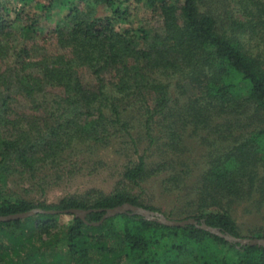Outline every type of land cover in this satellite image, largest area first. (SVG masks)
<instances>
[{
	"label": "trees",
	"instance_id": "16d2710c",
	"mask_svg": "<svg viewBox=\"0 0 264 264\" xmlns=\"http://www.w3.org/2000/svg\"><path fill=\"white\" fill-rule=\"evenodd\" d=\"M136 1L0 0V215L42 210L0 221V264H264V246L194 224L131 211L103 220L125 203L163 213L146 199L149 186L163 172L166 187L184 182L183 159L151 160L162 117L174 150L189 128L222 139L255 127L186 182L184 219L243 238L226 206L254 187L264 165V0H145L159 29L135 25ZM170 78L183 88L174 101ZM109 152L121 162L110 192L89 186L46 197L110 170ZM71 208L90 211L82 218ZM224 244L239 257L218 256Z\"/></svg>",
	"mask_w": 264,
	"mask_h": 264
},
{
	"label": "rangeland",
	"instance_id": "374dc122",
	"mask_svg": "<svg viewBox=\"0 0 264 264\" xmlns=\"http://www.w3.org/2000/svg\"><path fill=\"white\" fill-rule=\"evenodd\" d=\"M135 7L136 12H138L135 21L136 26L140 25V22H144L147 26L156 27L158 29L161 27V17L147 7V5L145 4V0H142L140 2L136 1ZM58 10L59 8L57 7L56 11ZM97 12L99 14H104L107 12V10L101 7ZM40 43H44L43 40ZM53 47L54 46L52 45L49 46L50 49H52ZM169 81H171L169 82L171 91V95L169 96H171L172 101H174L177 99V97H181L179 96V94H182L183 88H179L173 78H170ZM189 92L192 93V91ZM194 92H196V90ZM163 123L164 121L162 117L161 122L158 121L154 124V132L155 134L157 133L158 139L149 152V154L153 155V157H151V160L163 161L164 158H166V161L170 160L175 164L176 159H183L184 164L178 165L176 171L186 169L188 170V175L184 179V182H174L173 180H171L170 182H168L169 187H166L165 184L162 183V180L169 176V173H161L157 177L159 178V180L149 186L150 192L148 195H146V199L151 203L163 208L164 212L167 214L173 210L171 219L183 220L186 216V213L183 212L182 209L185 208V202L187 199L186 193L187 191H189L188 189H186V182H188V186L192 185L207 169L210 159L216 158L218 157V155H221L223 152H225L229 145H233V143H235L236 138L241 139V136L247 137L248 135H250L251 131L255 130V127L252 126L244 129L239 128L234 132L233 137L231 136L230 138L222 139H220V137L215 134H211V130L199 131L198 133H194L189 128V130L184 131L185 133L183 132V135L185 136L180 141V146L178 147L179 150H174L172 148H168L164 143L168 140L166 134L168 130L167 128L161 126ZM161 130L164 132V135H161L159 133ZM191 133L193 135H190ZM105 157L106 160L111 164L110 170L101 171L99 172V174L92 176L80 175L77 180L68 183V185L50 190L46 197L50 201L57 200L66 192H74L78 189L87 188L89 186H96L104 189L106 192H110L113 189L114 180L116 176H118L117 171L120 170L121 162L119 161V158L112 152H109ZM173 163L171 166L169 165L172 173H174ZM258 175L259 176L257 181L255 182L254 187H246V193L242 195L240 199L230 204L229 206H226L229 208L231 214L234 216L237 222L239 232L243 237L240 238L241 240L245 238H264L263 164H260L258 167ZM22 186L23 185H20V187ZM177 194H182L181 201L179 199L180 197L178 198ZM72 219L73 218L71 215H61L60 222L63 225H68L72 222ZM62 235H64V233ZM216 250L218 256H221L222 253L226 252L227 255L231 254L230 256H232V258L239 257V255H236L235 252L231 251L229 249V246L225 244L223 247L221 245H218Z\"/></svg>",
	"mask_w": 264,
	"mask_h": 264
},
{
	"label": "water",
	"instance_id": "95a60500",
	"mask_svg": "<svg viewBox=\"0 0 264 264\" xmlns=\"http://www.w3.org/2000/svg\"><path fill=\"white\" fill-rule=\"evenodd\" d=\"M37 211H42L40 209H34L26 212H20V213H15V214H9V215H0V221H10V220H16V219H24L27 218L33 214H35ZM90 210H84V209H79V208H71L68 210H65L67 213H74L76 216L85 218L86 215L88 214ZM131 211L132 213H137L141 214L144 217L150 219V220H155L160 223L166 224L168 226H185L188 224H194L198 227H201L203 229H206L216 235H219L226 240L230 242L234 241H240L242 244H251V245H262L264 246V238H245V239H239L233 235L223 233L217 228L211 227L207 225L205 222L198 223V220L196 218H187L183 220H176V219H171L165 216L162 212L159 211H153L141 206H137L131 203H125L120 206H116L113 208H108L103 216V220L112 216H115L117 214L125 213ZM102 220V221H103Z\"/></svg>",
	"mask_w": 264,
	"mask_h": 264
}]
</instances>
